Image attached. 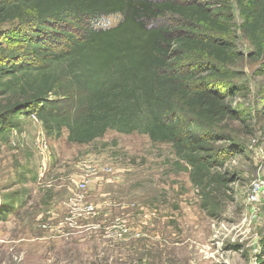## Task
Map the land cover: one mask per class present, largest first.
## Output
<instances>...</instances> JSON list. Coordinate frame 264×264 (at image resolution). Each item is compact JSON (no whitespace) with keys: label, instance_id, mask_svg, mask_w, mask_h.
Returning <instances> with one entry per match:
<instances>
[{"label":"rangeland","instance_id":"obj_1","mask_svg":"<svg viewBox=\"0 0 264 264\" xmlns=\"http://www.w3.org/2000/svg\"><path fill=\"white\" fill-rule=\"evenodd\" d=\"M213 7L230 21L209 36L231 45V60L215 64L224 79L197 71L207 86L231 89L236 115L211 144L221 164L205 184L193 183L170 144L108 131L79 145L29 117L0 141V264H264V62L252 56L235 0ZM177 56L182 69L203 61ZM254 183L263 187L257 202Z\"/></svg>","mask_w":264,"mask_h":264},{"label":"trees","instance_id":"obj_2","mask_svg":"<svg viewBox=\"0 0 264 264\" xmlns=\"http://www.w3.org/2000/svg\"><path fill=\"white\" fill-rule=\"evenodd\" d=\"M229 1L0 0V27L13 26L0 33V141L32 115L47 135L65 129L79 145L108 131L146 135L170 144L203 186L221 164L211 144L226 139L218 129L236 115L231 89L199 78H225L215 64H228L232 47L209 34L227 32L230 18L213 5ZM235 2L252 56L264 62V0ZM179 53L203 61L182 69Z\"/></svg>","mask_w":264,"mask_h":264},{"label":"built area","instance_id":"obj_3","mask_svg":"<svg viewBox=\"0 0 264 264\" xmlns=\"http://www.w3.org/2000/svg\"><path fill=\"white\" fill-rule=\"evenodd\" d=\"M31 118L34 119V120H36V118H35L34 115H32ZM87 177H88V176L86 175V177L83 178V179L79 182V185H80L81 187H83V188H84V187L86 186V184H87ZM262 189H263V187H262V185L259 184V183H254V184L252 185V189H251V199H252V201H254V202H257V201H258V198H259V196H260V193L262 192Z\"/></svg>","mask_w":264,"mask_h":264}]
</instances>
